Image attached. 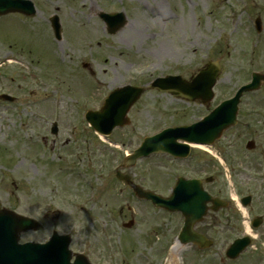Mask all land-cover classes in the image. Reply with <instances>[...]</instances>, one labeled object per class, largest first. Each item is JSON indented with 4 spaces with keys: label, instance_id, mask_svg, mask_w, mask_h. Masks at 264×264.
<instances>
[{
    "label": "rangeland",
    "instance_id": "1",
    "mask_svg": "<svg viewBox=\"0 0 264 264\" xmlns=\"http://www.w3.org/2000/svg\"><path fill=\"white\" fill-rule=\"evenodd\" d=\"M32 1L40 10L33 19L18 13L0 17V60L14 58L8 68L0 69V94L17 98L13 104L0 101V207L42 218L43 207L51 206L53 212L87 225L101 223L111 229L112 246L122 249V264H165L164 251L177 226L171 230L169 215L146 212L129 192L121 193V185L108 170L145 137L197 121L248 83L252 72L264 73V31L258 36L253 24L258 15L264 22V0ZM56 9L63 26L59 43L48 28ZM101 11H124L129 22L110 35L98 17ZM210 61H219L222 72L209 107L148 88L130 111L129 125L105 142L84 119L86 111L100 110L107 96L121 86H149L166 75L189 79ZM54 122L60 128L57 138L50 133ZM232 129H247L236 140H254L263 150L264 88L244 97L240 125ZM44 137L59 141L51 150L50 144L43 146ZM69 138L90 149L80 150L82 159L72 155L76 149ZM230 167L232 173L223 175L226 197L237 188L262 197V181L256 179L264 165L251 155L247 164ZM170 170L165 156L153 155L126 173L144 178L146 186L158 184L159 193L166 195ZM93 192L96 200L88 201ZM128 207L136 219L131 230L122 226L131 219ZM120 208L129 218L121 219ZM233 224L234 229L223 230L221 245L202 264H217L220 256L223 264H264V228L253 233V247L239 259L226 258L227 246L246 232L242 223ZM146 234L151 235L147 244L130 245V236Z\"/></svg>",
    "mask_w": 264,
    "mask_h": 264
},
{
    "label": "flooded vegetation",
    "instance_id": "2",
    "mask_svg": "<svg viewBox=\"0 0 264 264\" xmlns=\"http://www.w3.org/2000/svg\"><path fill=\"white\" fill-rule=\"evenodd\" d=\"M244 130L247 129H229L219 141L210 146L190 144L189 153L184 159L169 157L171 172L167 182L168 195H172L179 178H183L186 182L185 204L187 207L185 215L180 212L168 213L171 219V230L187 220L192 221L197 233L213 241L214 246H219L221 245L220 237L223 236V230L234 229L233 223L246 225V222L242 221V217L247 216L248 224L251 227H253L254 220H258L259 226L257 229H252V232L264 228V167L257 171V175L262 177L256 179V181L258 179L262 181L260 188L262 197H257L259 192H254V195H251L250 192L243 193L241 189H235V195L246 208V214L241 215L238 202L236 204L229 202L232 201L233 196L226 197L223 188L224 163L229 167L233 164H247L253 155L257 164L264 165L263 143V150L259 151V144L250 150L247 147V142L237 141L240 138L239 133ZM80 154L83 156L82 151ZM78 159L81 157L79 156ZM230 169L228 170L232 173ZM143 181L144 178H141V186L144 184ZM149 182L151 183L153 180L150 179ZM122 185V193L129 191L127 186ZM148 187L151 188L150 190H155L158 184L152 185L151 183ZM204 192L206 197L209 196V201L206 200L205 204L202 205L199 198ZM220 200H228V207L223 208L219 203ZM192 204L198 206L195 211L191 208ZM52 208L54 207H43L42 227L38 231L26 234L27 238L24 242L45 244L51 239L54 232H58L60 236H70V244L67 249V251L69 250L68 257L65 256L64 244L58 245V264H122L120 262L121 251L112 247L110 228L95 222H90L87 225V222H79L71 217H65L62 213L53 212ZM106 208L107 206H105ZM131 210V207L128 208V215L133 218ZM119 212L122 219L128 217L124 208H120ZM225 223L226 225H224ZM35 234L37 236L31 237ZM205 252L195 248L194 260H190L188 264H202L206 260Z\"/></svg>",
    "mask_w": 264,
    "mask_h": 264
},
{
    "label": "water",
    "instance_id": "3",
    "mask_svg": "<svg viewBox=\"0 0 264 264\" xmlns=\"http://www.w3.org/2000/svg\"><path fill=\"white\" fill-rule=\"evenodd\" d=\"M9 12H20L25 15H33L36 13L34 5L30 1L0 0V15L7 14ZM101 18L108 24V30L112 34L117 33V31H119L126 23V19L123 14H101ZM53 26L56 37L60 40L61 27L57 16L53 18ZM217 75L218 68L212 66L211 68L209 67L208 70L202 71L192 83L183 82L179 77H168L166 79H157L152 86L153 88L157 87L160 90H168L176 96L186 97L192 100L202 99L204 101H208L212 98V87L216 81ZM262 81H264V75H254V81L251 85L243 87L234 100L226 102L225 105L220 107L201 123L193 125L189 128H179L172 132L166 131L161 135L146 139L142 147L138 149L132 157V161L142 156H148L149 154L157 151H176L177 148L175 147V139H184L186 135L185 129H193L192 132L199 129V132L203 133L204 136L207 137L214 129H217L218 133L221 134L224 129L236 123L237 103L240 100L241 94L244 91L258 89L261 86ZM143 92L144 89L142 88L125 87L111 96V98L106 102L102 112H90L86 117L98 132L109 134L114 127L118 125L124 126L127 123L126 114L128 110L134 102L138 100ZM166 136L168 137L163 139ZM191 136L194 137L193 134ZM153 199L156 202H162V199L160 198L153 197ZM158 204L163 206L162 203ZM10 218L11 219H8V221L12 220L17 223L18 226H14V230L12 228L0 226V243L7 240L8 242L15 244L19 233L22 230L28 229L30 227V223L32 222L27 219L15 217L13 214H10ZM1 221L2 218H0V222ZM7 231L9 233H7ZM13 231L15 234H13ZM248 244V239L237 241L231 247L229 256L231 258H235Z\"/></svg>",
    "mask_w": 264,
    "mask_h": 264
},
{
    "label": "bare ground",
    "instance_id": "4",
    "mask_svg": "<svg viewBox=\"0 0 264 264\" xmlns=\"http://www.w3.org/2000/svg\"><path fill=\"white\" fill-rule=\"evenodd\" d=\"M247 229H248V232H250V228L248 227Z\"/></svg>",
    "mask_w": 264,
    "mask_h": 264
}]
</instances>
